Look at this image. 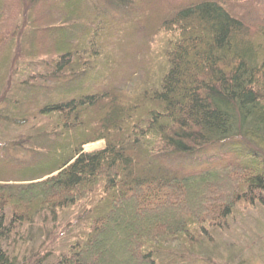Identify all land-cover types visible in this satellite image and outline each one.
<instances>
[{
	"label": "trees",
	"instance_id": "16d2710c",
	"mask_svg": "<svg viewBox=\"0 0 264 264\" xmlns=\"http://www.w3.org/2000/svg\"><path fill=\"white\" fill-rule=\"evenodd\" d=\"M260 40L264 0H0V264L210 261L264 209Z\"/></svg>",
	"mask_w": 264,
	"mask_h": 264
},
{
	"label": "rangeland",
	"instance_id": "374dc122",
	"mask_svg": "<svg viewBox=\"0 0 264 264\" xmlns=\"http://www.w3.org/2000/svg\"><path fill=\"white\" fill-rule=\"evenodd\" d=\"M158 40L160 39L157 38L155 44ZM258 43L263 45L262 40L258 41ZM22 51V49L21 51H18L19 61L23 59L22 56H19L20 54H23ZM3 76L5 77L6 74L0 72V87L2 85ZM3 90L4 88L1 87L0 97L3 96ZM1 104L2 102L0 105ZM104 147L105 144L100 142L86 147L85 151H97ZM21 158H24V156L19 154L15 149H10L7 159H10L11 163H14L12 160H15V163H18ZM73 214L74 213L71 212L69 216L62 220V222L60 221V223L58 222L55 224L51 221L49 222L48 228L49 231L52 232V234H50V240L61 238L56 237L62 235L64 232L61 223L63 226L71 223L75 215ZM44 239L45 237L42 238V240ZM50 242L52 241H49V243ZM57 242H59V240H57ZM217 245L218 250L210 258V261L206 260L207 256L204 253V250L200 251L203 252L202 257H191L193 259L195 258L194 260L196 261V264H264V209H247L243 216H240L237 219L236 224L231 227L230 231L218 238ZM177 250L179 251L181 249Z\"/></svg>",
	"mask_w": 264,
	"mask_h": 264
}]
</instances>
